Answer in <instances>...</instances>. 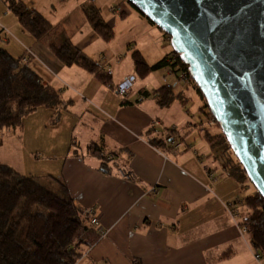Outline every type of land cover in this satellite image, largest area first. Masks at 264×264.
<instances>
[{
	"label": "crops",
	"instance_id": "1",
	"mask_svg": "<svg viewBox=\"0 0 264 264\" xmlns=\"http://www.w3.org/2000/svg\"><path fill=\"white\" fill-rule=\"evenodd\" d=\"M22 1L111 72L105 85L63 66L49 48L54 37L36 40L23 32L0 0V46L71 102L61 112L39 109L21 130H6L0 163L64 184L79 209L93 212L105 235L88 224L75 264H264L237 219L247 186L230 176L208 143L211 130L200 119L192 122L185 99L161 108L141 95L176 86L169 68L145 78L135 73L133 52L152 66L172 51L157 27L126 0ZM89 3L113 29L111 42L93 31L82 10ZM129 77H135L132 90L118 96L115 88ZM92 144L102 148L103 170L88 150Z\"/></svg>",
	"mask_w": 264,
	"mask_h": 264
},
{
	"label": "trees",
	"instance_id": "2",
	"mask_svg": "<svg viewBox=\"0 0 264 264\" xmlns=\"http://www.w3.org/2000/svg\"><path fill=\"white\" fill-rule=\"evenodd\" d=\"M1 2L16 17L23 32L32 38L42 40L54 37L49 48L63 66L79 67L103 84H109L110 77L101 65L87 57L64 34H58L42 14L22 0ZM129 6L144 17L133 5ZM82 10L93 31L104 42H111L113 29L102 18L100 11L91 3L84 5ZM163 35L169 41L168 36ZM132 59L135 73L140 78L167 68L172 72L187 71V66L173 51L152 66H148L137 51L132 53ZM29 65L21 58H13L0 46V136L6 130H21L23 120L39 109L61 112L71 104L63 99L59 91L45 84ZM192 85L203 99L194 82ZM141 95L153 99L161 108L182 99L168 86L151 93L142 92ZM203 102L202 112L218 130L217 134H207L208 143L217 150L219 158H224L226 151L231 149L213 121L204 99ZM88 150L102 160L103 170L105 158L101 156L102 148L92 144ZM224 160L226 163L223 165L228 168L230 176L245 184L248 179L241 165L237 161L233 164L231 158ZM50 180L51 185L44 186L39 179L19 175L8 165L0 163V264H75L81 258L83 241L79 234L88 231L87 217L83 216V210L79 209L67 187ZM242 205L248 211L242 223L243 230L249 235L255 258L258 256L256 260L264 259V199L255 193L245 197Z\"/></svg>",
	"mask_w": 264,
	"mask_h": 264
},
{
	"label": "water",
	"instance_id": "3",
	"mask_svg": "<svg viewBox=\"0 0 264 264\" xmlns=\"http://www.w3.org/2000/svg\"><path fill=\"white\" fill-rule=\"evenodd\" d=\"M169 38L264 199V0H126Z\"/></svg>",
	"mask_w": 264,
	"mask_h": 264
},
{
	"label": "rangeland",
	"instance_id": "4",
	"mask_svg": "<svg viewBox=\"0 0 264 264\" xmlns=\"http://www.w3.org/2000/svg\"><path fill=\"white\" fill-rule=\"evenodd\" d=\"M128 6V5H127ZM111 10H113V8L111 9ZM117 10H118V8L115 10V12H113V13H119V12H117ZM158 29V28H157ZM159 30V29H158ZM160 31V30H159ZM158 32V31H157ZM159 34L161 35V36H163L162 34V32L160 31L159 32ZM163 44L166 46V47H168L169 48V50L171 51L172 50V48H171V46H170V43H169V41L168 40H164L163 41ZM166 70V69H165ZM163 71V69L162 70H159V72H162ZM181 72H183V71H176L174 74H179V77H176L175 75V79H176V86H174V92L176 93V94H179L180 96H181V100H183L184 101V99H185V104L187 105V106H189L188 107V110L190 111V114L191 115H193L192 116V118H191V120H192V122H198L199 121V119L200 120H202V121H204L205 122V129H209V130H211V133H213V134H217L218 133V130L216 129V126L211 122V120L210 119H208V118H206V116H205V114L202 112V110H203V108H202V106H203V104H204V102H203V99L200 97V95L199 94H197V92H195L194 91V87H193V85H192V79H191V77H190V75H189V73H188V71L185 73V72H183V74L185 75V76H187V78L186 79H184L182 76H181ZM202 100V101H201ZM203 102V103H202ZM201 121V122H202ZM214 121V120H213ZM215 122V121H214ZM217 125V124H216ZM218 126V125H217ZM218 129H219V127H218ZM184 131V129L183 128H179V132H183ZM219 131H220V129H219ZM221 132V131H220ZM2 136H3V134L0 136V140H1V138H2ZM1 150V149H0ZM2 150H3V148H2ZM3 156V155H2ZM226 157L228 158V159H230L231 158V160H232V163L233 164H235L236 163V158L234 157V155H233V153H232V151H226ZM225 156H224V158H226ZM224 158H220V160H221V162L223 163V164H225L226 162H225V160H224ZM238 162V161H237ZM15 171V170H14ZM16 172V171H15ZM17 173V172H16ZM19 174V173H18ZM19 175H21V174H19ZM49 179V181L46 183V182H43V181H40V183H42V185H44V186H49V184H50V178H48ZM248 179V178H247ZM249 182V183H248ZM248 182L247 181H245L244 183L246 184L245 186H247V187H244V192H243V194L241 195V199H243V198H245V197H247V196H253V195H255V193H257V191L255 190V188H254V186L250 183V181L248 180ZM238 206H239V209H240V213H239V216H238V221L239 222H241V223H243L245 220H246V218H247V216H248V211L246 210V208H245V206L244 205H242V204H238ZM83 214H84V211H83ZM83 216H86L87 217V220H88V224H90V221H91V217H89L88 215H83ZM91 225V224H90ZM92 226V225H91ZM99 233V232H98Z\"/></svg>",
	"mask_w": 264,
	"mask_h": 264
},
{
	"label": "built area",
	"instance_id": "5",
	"mask_svg": "<svg viewBox=\"0 0 264 264\" xmlns=\"http://www.w3.org/2000/svg\"><path fill=\"white\" fill-rule=\"evenodd\" d=\"M116 8H113V12H115ZM117 12H121L119 9L117 10ZM176 71L178 70H175V71H171L172 73H175ZM187 72V71H186ZM185 72V73H186ZM108 75H111V72L109 71L108 72ZM181 76L186 79L187 76H185L183 74V72H181ZM177 77H179V74H177ZM134 81H135V77H129L127 78L124 82L120 83L116 88V93L119 94L120 96H122L123 98H125L129 92L132 90V87H133V84H134ZM122 173V172H121ZM123 175V174H122ZM232 205H227V208H230ZM84 215H88L89 217H91V221H90V224L94 227H96L97 229V232H99V234L101 235H105L104 231L102 230V228H100L98 222H97V219L96 217H94V214L93 212L89 211V210H86L84 211ZM255 259H258V256H256Z\"/></svg>",
	"mask_w": 264,
	"mask_h": 264
},
{
	"label": "bare ground",
	"instance_id": "6",
	"mask_svg": "<svg viewBox=\"0 0 264 264\" xmlns=\"http://www.w3.org/2000/svg\"><path fill=\"white\" fill-rule=\"evenodd\" d=\"M118 96H120L119 94H117ZM122 97V96H121Z\"/></svg>",
	"mask_w": 264,
	"mask_h": 264
},
{
	"label": "clouds",
	"instance_id": "7",
	"mask_svg": "<svg viewBox=\"0 0 264 264\" xmlns=\"http://www.w3.org/2000/svg\"><path fill=\"white\" fill-rule=\"evenodd\" d=\"M24 61L26 62V60L24 59Z\"/></svg>",
	"mask_w": 264,
	"mask_h": 264
}]
</instances>
